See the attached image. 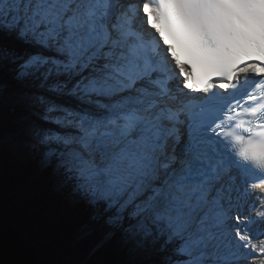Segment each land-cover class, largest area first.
<instances>
[{"label": "snow or ice", "instance_id": "obj_1", "mask_svg": "<svg viewBox=\"0 0 264 264\" xmlns=\"http://www.w3.org/2000/svg\"><path fill=\"white\" fill-rule=\"evenodd\" d=\"M5 100L93 249L264 264V0H0Z\"/></svg>", "mask_w": 264, "mask_h": 264}, {"label": "trees", "instance_id": "obj_2", "mask_svg": "<svg viewBox=\"0 0 264 264\" xmlns=\"http://www.w3.org/2000/svg\"><path fill=\"white\" fill-rule=\"evenodd\" d=\"M3 106L13 107L7 100ZM6 115H2L0 126L8 130L10 118ZM11 153L10 144H0V234L7 236L4 243L0 235V264H33L25 244L35 246L34 251L45 260L42 264L51 259L55 264H118L125 260L124 247L115 240L91 252V245L76 235L82 210L51 191L48 174L38 169L32 155L28 159L20 153L22 160L18 161ZM37 184L44 187L30 192ZM18 242L24 244L21 249Z\"/></svg>", "mask_w": 264, "mask_h": 264}, {"label": "rangeland", "instance_id": "obj_3", "mask_svg": "<svg viewBox=\"0 0 264 264\" xmlns=\"http://www.w3.org/2000/svg\"><path fill=\"white\" fill-rule=\"evenodd\" d=\"M9 76H11V73L9 72L8 73ZM15 107H10L9 109L8 108H5L3 106V103H0V120L3 119L2 115L7 113V117L9 116V118H13L15 113H17L18 109L16 108V110H14ZM17 118H18V114H16ZM39 117V115H37L35 118ZM8 130L3 129V126H1L0 128V144L4 145V144H10V151L12 152L11 153V157H13L15 160H18V161H21V157L19 156V154L21 153V151H16V149L18 148L17 147V143H16V136H15V133H16V130L14 131H11V127L7 128ZM11 131V132H10ZM3 136H4V139H3ZM6 137V138H5ZM28 159H29V155L27 156ZM36 157L33 156V159H35ZM39 169V168H38ZM41 171V170H40ZM48 180L52 183V181L50 180V176H48ZM53 184V183H52ZM52 192H57L60 194L61 197H64L65 201L68 203L67 199L69 197V194L68 192L65 193L64 191H57L56 188H55V184H53V188L51 189ZM70 199V198H69ZM71 200V199H70ZM64 202V201H62ZM72 202V201H71ZM67 205V204H66ZM73 205V204H72ZM1 231V229H0ZM1 235V239L2 241L5 243V240L7 239V236H5L4 234H0ZM21 242H18V247H21L24 245L22 244ZM34 246V245H33ZM32 245H27L25 244L24 248H25V253L26 255L30 258V261L33 263V264H42L43 262L45 263V260H42L41 258H39L38 254L34 251L35 249V246L33 247ZM124 247V246H123ZM36 250V249H35ZM124 254L126 256L125 260H128L130 259L131 257L128 255V252H127V249L124 248ZM40 259V260H39ZM46 264H55V261L54 260H48V262Z\"/></svg>", "mask_w": 264, "mask_h": 264}, {"label": "bare ground", "instance_id": "obj_4", "mask_svg": "<svg viewBox=\"0 0 264 264\" xmlns=\"http://www.w3.org/2000/svg\"><path fill=\"white\" fill-rule=\"evenodd\" d=\"M16 114H18V118H17ZM21 119H22L21 112H20V110H18L17 113H15L14 117H13L12 119L10 118V121L8 122V125H10V127L12 128L11 131H14V130H16V129L19 127V125H20V123H21ZM35 119H36V120H39L40 117H37V118H35ZM0 123L3 124L2 121H0ZM4 126H5V125H3V129L6 128V127H4ZM49 126L54 127V125H49ZM0 128H1V126H0ZM11 131H10V132H11ZM5 138H6V137H5ZM3 139H4V136H3ZM35 159H36V161H38L37 158H35ZM50 180L52 181L53 184H55V181H54L52 178H50ZM67 201H68L69 204H71L69 198L67 199Z\"/></svg>", "mask_w": 264, "mask_h": 264}, {"label": "water", "instance_id": "obj_5", "mask_svg": "<svg viewBox=\"0 0 264 264\" xmlns=\"http://www.w3.org/2000/svg\"><path fill=\"white\" fill-rule=\"evenodd\" d=\"M100 248V247H99ZM98 249V248H97Z\"/></svg>", "mask_w": 264, "mask_h": 264}]
</instances>
